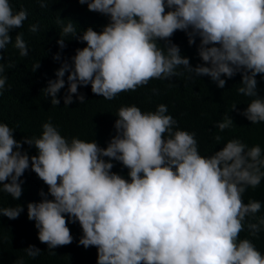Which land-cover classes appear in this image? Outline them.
<instances>
[{
    "label": "clouds",
    "instance_id": "9594fccd",
    "mask_svg": "<svg viewBox=\"0 0 264 264\" xmlns=\"http://www.w3.org/2000/svg\"><path fill=\"white\" fill-rule=\"evenodd\" d=\"M37 2L41 8L48 6V0ZM78 2L110 22L99 33L89 27L81 35L72 22L63 26L61 36L71 34L86 47L76 49L72 63L65 61L57 78L48 82L44 90L52 105L60 104L57 94L65 87L66 73L68 106L73 95L80 103L85 101L79 86L91 85L92 93L111 101L149 81L172 80L183 66L198 77L208 76L220 89L225 88L226 77L240 73L242 86L233 96L252 99L248 106L234 99L227 103L232 111L244 108L240 114L251 124L264 122V98L258 95L256 79L264 74V0ZM26 19L25 10L14 12L10 0H0V60L2 50L13 42L10 33L22 28ZM38 28L32 24L29 31L36 33ZM177 30L186 33L189 45L200 38L198 55L204 63L193 68L189 58L181 56L179 46L170 40ZM158 40L167 42L166 53L157 46ZM57 43L66 47L62 38ZM13 47L21 57L28 56L23 33L15 36ZM53 59L60 60L59 53ZM39 67L40 63L33 65V72ZM4 71L0 64V95L7 82ZM155 108L145 113L134 105L120 107L116 135L106 148L75 137L69 142L50 122L42 125L38 138L24 137L21 142L14 138L13 128L0 122V191L18 200L20 177L31 167L48 186V194L39 193L41 202L27 205L39 241L50 250L71 244L67 214L82 228L79 245L97 248V264H264L255 245L239 238L245 218L261 209V202L245 204L242 199L248 187L257 188L264 178L260 145L249 148L232 139L204 157L189 126L178 128L164 103ZM232 125L233 119L225 117L216 127L223 132ZM215 140L219 143L221 137ZM23 144L34 147L38 155L22 152ZM113 160L129 169L130 182L111 171ZM22 211L20 205L0 208V215L14 220ZM262 225L264 218L247 227L256 236ZM25 251L32 258L40 254L31 245Z\"/></svg>",
    "mask_w": 264,
    "mask_h": 264
},
{
    "label": "trees",
    "instance_id": "16d2710c",
    "mask_svg": "<svg viewBox=\"0 0 264 264\" xmlns=\"http://www.w3.org/2000/svg\"><path fill=\"white\" fill-rule=\"evenodd\" d=\"M10 4L14 12H27L24 26L10 33L13 42L2 50L3 59L0 60V64L5 66L3 75L7 77L3 95H0V122L15 130L14 138L17 141L22 142L24 137L38 138L43 130L42 125L50 122L69 142L75 137L85 142L95 141L100 147L106 148L116 135L114 124L120 107L134 105L146 113L155 112V107L164 103L168 109L167 114L177 121L178 128L179 125H186L189 126L187 128L191 130L190 133H195L198 151L202 156L209 157L222 150L228 141L240 139L249 148L260 145L261 158H264V122L251 124L240 114L244 108L232 111L233 106L230 107L227 103V99H234L238 105L242 101L248 106L252 99L248 97L244 101L233 96L242 86L240 73L231 79L226 77L225 88L220 89L208 76L198 77L180 66L176 71L181 74L173 76L172 80L149 81L135 92H122L111 101L92 93L91 85L79 86L78 92L85 96V101L80 103L73 95L74 102L65 106L64 96L68 87L66 73L65 87L57 94L60 104L52 105L51 97L44 90L48 87V82L57 78L55 73L65 61L72 63L71 57L76 54V49L86 47V42H79L71 34L61 36L63 26L72 22L77 35H81L89 27L99 33L110 22L109 17L88 11L87 4L81 5L78 0H48L46 8H41L37 0H10ZM58 18L62 23H58ZM32 24L39 25L36 33L29 31ZM19 33H23L28 46L27 57H21L19 50L13 47L15 36ZM60 38L65 40L64 49L57 43ZM170 40L179 46L181 56L189 58L193 68L204 63L198 55L199 37H196L194 44L189 45L186 33L177 30ZM166 43L164 40L157 41V46L164 49L165 53ZM57 53L60 60L53 59ZM37 63H40V67L33 72V65ZM9 64L13 66L8 67ZM256 79L258 95L264 98V74H258ZM185 117L189 123H186ZM225 117H231L233 125L221 132L216 125L223 122ZM216 136L221 137L219 143L215 140ZM21 151H27L29 157L38 155L37 150L27 144H23ZM104 159L109 160L107 157ZM111 162L114 164L111 171L130 182L129 169L118 161ZM20 180L23 181L22 195L18 200L0 191V208L23 207L17 219L0 215V264H18L21 260L23 264H97V248L90 246L85 249L79 245V239L83 235L82 228L78 221L72 223L67 214L65 219L73 237L71 244L50 250L47 244L39 241L35 221L28 219L27 205L41 202L43 198L39 193L43 190L48 194V186L31 167ZM7 182L10 183V180ZM47 198L53 199L50 195ZM242 199L245 204L250 200L261 202V209L245 218L244 231L239 238L249 239L264 255V225L256 236H252L247 227L264 218V178L257 188L248 187L242 194ZM30 245L40 249V254L35 258L29 257L25 251ZM52 252L55 254H51Z\"/></svg>",
    "mask_w": 264,
    "mask_h": 264
}]
</instances>
